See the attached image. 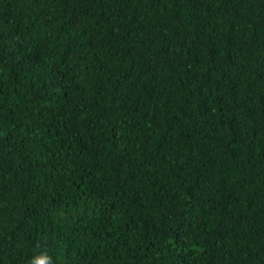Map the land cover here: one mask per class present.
I'll list each match as a JSON object with an SVG mask.
<instances>
[{
	"label": "trees",
	"instance_id": "1",
	"mask_svg": "<svg viewBox=\"0 0 264 264\" xmlns=\"http://www.w3.org/2000/svg\"><path fill=\"white\" fill-rule=\"evenodd\" d=\"M0 264H264V0H0Z\"/></svg>",
	"mask_w": 264,
	"mask_h": 264
}]
</instances>
